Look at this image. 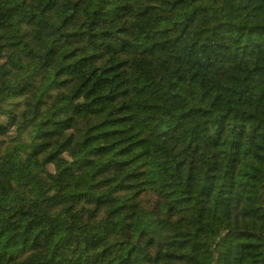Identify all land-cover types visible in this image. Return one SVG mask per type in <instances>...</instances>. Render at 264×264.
I'll use <instances>...</instances> for the list:
<instances>
[{"label":"trees","instance_id":"1","mask_svg":"<svg viewBox=\"0 0 264 264\" xmlns=\"http://www.w3.org/2000/svg\"><path fill=\"white\" fill-rule=\"evenodd\" d=\"M0 264H264V0H0Z\"/></svg>","mask_w":264,"mask_h":264}]
</instances>
